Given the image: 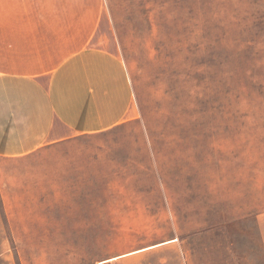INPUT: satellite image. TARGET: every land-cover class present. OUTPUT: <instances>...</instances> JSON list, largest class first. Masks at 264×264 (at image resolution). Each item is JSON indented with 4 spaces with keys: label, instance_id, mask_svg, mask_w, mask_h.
Wrapping results in <instances>:
<instances>
[{
    "label": "rangeland",
    "instance_id": "rangeland-1",
    "mask_svg": "<svg viewBox=\"0 0 264 264\" xmlns=\"http://www.w3.org/2000/svg\"><path fill=\"white\" fill-rule=\"evenodd\" d=\"M64 1L138 116L0 159V264H264V0Z\"/></svg>",
    "mask_w": 264,
    "mask_h": 264
},
{
    "label": "crops",
    "instance_id": "crops-1",
    "mask_svg": "<svg viewBox=\"0 0 264 264\" xmlns=\"http://www.w3.org/2000/svg\"><path fill=\"white\" fill-rule=\"evenodd\" d=\"M72 4L0 0V159L4 162L138 116L125 63L95 43V20L65 15ZM259 223L264 240V214Z\"/></svg>",
    "mask_w": 264,
    "mask_h": 264
},
{
    "label": "built area",
    "instance_id": "built-area-1",
    "mask_svg": "<svg viewBox=\"0 0 264 264\" xmlns=\"http://www.w3.org/2000/svg\"><path fill=\"white\" fill-rule=\"evenodd\" d=\"M99 264H114L113 260H105V261H101L99 262Z\"/></svg>",
    "mask_w": 264,
    "mask_h": 264
}]
</instances>
